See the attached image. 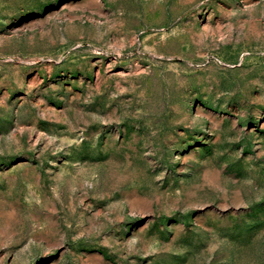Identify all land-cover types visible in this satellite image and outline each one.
Wrapping results in <instances>:
<instances>
[{"label":"rangeland","instance_id":"1","mask_svg":"<svg viewBox=\"0 0 264 264\" xmlns=\"http://www.w3.org/2000/svg\"><path fill=\"white\" fill-rule=\"evenodd\" d=\"M0 264H264V0H0Z\"/></svg>","mask_w":264,"mask_h":264}]
</instances>
